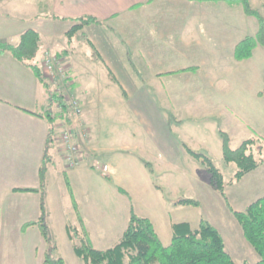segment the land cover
<instances>
[{"label": "crops", "instance_id": "crops-1", "mask_svg": "<svg viewBox=\"0 0 264 264\" xmlns=\"http://www.w3.org/2000/svg\"><path fill=\"white\" fill-rule=\"evenodd\" d=\"M249 3L264 18V0ZM81 17L99 22L68 35ZM27 29L39 32L41 57L50 50L61 60L88 128L84 139L75 127L82 154L76 165L65 164L56 137L50 150L45 198L54 256L85 264L68 224L83 228L95 249L115 244L131 203L165 246L173 224L196 229L199 209L214 193L206 169L184 144L207 151L204 122L215 116L223 117L232 149L251 137L264 139V95H258L264 47L257 45L246 60L234 58L237 43L256 34L257 19L239 0H0V40L16 43ZM90 77L98 88L88 85ZM47 99L34 71L0 52V264H43L47 250L37 225L22 231L40 217L36 189L49 128ZM172 117H179L173 127ZM92 159L108 166L106 175L90 166ZM263 166L236 181L260 179L250 191L254 200L264 197ZM182 182L189 184L186 196ZM182 198L199 206L180 204ZM236 235L246 252L242 263L257 262L252 246Z\"/></svg>", "mask_w": 264, "mask_h": 264}, {"label": "trees", "instance_id": "trees-1", "mask_svg": "<svg viewBox=\"0 0 264 264\" xmlns=\"http://www.w3.org/2000/svg\"><path fill=\"white\" fill-rule=\"evenodd\" d=\"M239 1L245 14L254 16L258 21L256 34L246 36L235 46L234 58L242 61L252 56L257 45L264 47V18L258 11L251 8L249 0ZM77 22L78 24L68 31V35L85 24L99 22V20L94 17H81ZM39 42V32L27 29L20 34L16 43L0 40V52L9 51L18 61L30 67L43 83L48 95L46 116L49 120V128L39 169V187L36 189L40 193V217L38 220L24 225L22 231H25L30 225H37L47 244L43 264H66L62 258L53 254L55 246L47 223L45 188L47 166L52 160L50 150L56 132L54 123L57 115L54 109L60 106L68 119L72 112L64 97L59 95L42 77ZM258 95H264V89ZM219 136L224 162L226 164L234 163L236 166L231 183L239 181L246 173L256 169L264 162V159L257 160L253 153V147L263 141L262 139L251 137L243 140L237 148L232 149L229 144V134L219 130ZM184 146L193 157L203 163L210 184L227 201L224 177L220 169L206 155L190 149L185 144ZM145 164L149 166L148 163ZM121 192L127 194L124 190ZM178 202L199 206V202L192 198H182ZM229 210L239 223L244 238L259 256V260L255 263L243 261L242 264H264V197L257 198L242 211H235L231 208ZM67 232L72 240L75 253L85 261V264H153L156 262L158 264H234L232 256L226 250L222 235L205 218L201 217L196 229H191L186 222L173 224L171 242L165 246L155 232L151 220L139 216L132 203L126 229L120 239L106 249H95L83 228L79 230L68 224Z\"/></svg>", "mask_w": 264, "mask_h": 264}, {"label": "rangeland", "instance_id": "rangeland-1", "mask_svg": "<svg viewBox=\"0 0 264 264\" xmlns=\"http://www.w3.org/2000/svg\"><path fill=\"white\" fill-rule=\"evenodd\" d=\"M263 80H264V75H263ZM88 85L90 86H95L98 88V86L94 85L95 79L93 78H88ZM94 82V83H93ZM93 83V84H92ZM70 92L72 93V90L68 87ZM262 89H264V83L262 84ZM81 101V100H80ZM82 103V102H81ZM58 108L56 107L54 109L55 114L57 113ZM78 126L81 130L82 137L84 139H87L88 135V128L84 125V115L83 112L82 114L78 117ZM179 117H172V123L171 126L173 127L175 122L173 120L177 119ZM202 120V118H199ZM203 124V122H202ZM201 126V123H199ZM204 126H208L210 130V138L208 141L209 147L206 149L207 151H199L200 153L206 155L209 157L214 164L220 169V171L223 174L224 177V184H225V189L227 190L226 194V199L227 201L219 194L215 188L208 186L209 190L213 189V196L212 199H209L207 203H205L204 207L199 209V215L205 219L210 220L213 224H215L220 232L221 235L224 239L225 245H226V250L231 254L234 264H242L243 256L246 254L245 249L242 247H239L238 244V239H237V231L242 236V230L237 222L236 218L233 216V214L230 212L229 208L235 210V211H242L245 209L247 204L254 200L255 194L250 193L251 188L256 185V181L258 182L260 179L258 178H249V180L243 182L241 185L237 186L236 182H232V177L233 174L236 171V166L234 163H229L225 164V162L222 161V156H221V139L219 136V130H223L224 126V120L222 116H215L208 118V120H205ZM211 129H212V134H211ZM200 132V131H199ZM138 136V135H137ZM256 138H259L256 136ZM137 139V137L135 138ZM80 147V145H79ZM237 148V147H236ZM81 149V148H80ZM219 152V154H218ZM253 153L255 158L258 159H264V139L263 141L257 143L253 147ZM264 163V162H263ZM262 163V164H263ZM261 165V164H260ZM205 168L203 163L200 161V168ZM261 171H264V166L261 168ZM199 180L202 183L205 182L203 179V176L198 174ZM159 181V180H158ZM183 184V182H182ZM189 186V184H188ZM188 186L187 184H183L181 186L182 192L180 193L181 196H186L188 194ZM198 189H202L201 186L198 187ZM241 197V198H240ZM235 198V199H234ZM236 198L238 201L236 202ZM243 198V199H242ZM235 226V228H233ZM1 241V240H0ZM247 256V255H246Z\"/></svg>", "mask_w": 264, "mask_h": 264}, {"label": "built area", "instance_id": "built-area-1", "mask_svg": "<svg viewBox=\"0 0 264 264\" xmlns=\"http://www.w3.org/2000/svg\"><path fill=\"white\" fill-rule=\"evenodd\" d=\"M40 68L44 80L51 85L59 95L64 97V100L68 103L72 112L70 119H68L62 108L57 106L58 116L54 123L56 131L54 139L56 137L60 141L65 164L68 167H72L80 162L82 158L81 149L75 137V127L78 126V117L83 112L82 103L80 99L68 89L69 82L67 80L68 78L64 65L54 52L50 50L44 51ZM90 166L103 175H106L108 172V166L97 159H92Z\"/></svg>", "mask_w": 264, "mask_h": 264}]
</instances>
